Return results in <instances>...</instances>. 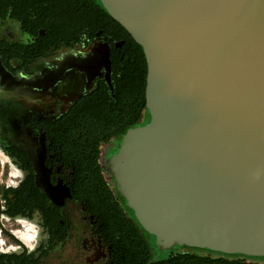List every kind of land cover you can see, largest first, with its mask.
Instances as JSON below:
<instances>
[{
    "label": "water",
    "instance_id": "1",
    "mask_svg": "<svg viewBox=\"0 0 264 264\" xmlns=\"http://www.w3.org/2000/svg\"><path fill=\"white\" fill-rule=\"evenodd\" d=\"M101 2L148 64L151 119L108 160L141 225L161 249L264 256V0Z\"/></svg>",
    "mask_w": 264,
    "mask_h": 264
},
{
    "label": "flooded vegetation",
    "instance_id": "2",
    "mask_svg": "<svg viewBox=\"0 0 264 264\" xmlns=\"http://www.w3.org/2000/svg\"><path fill=\"white\" fill-rule=\"evenodd\" d=\"M101 33L90 38L82 32L79 40L45 48L44 26H28L13 15L12 7L6 13L0 8V66L10 73L4 74L8 83L15 84L8 86V96L13 98L7 103L9 114L0 118V216L21 225L11 229V234L0 225V264H129L124 238L111 231L105 217L94 213L86 201L73 196L75 168L61 163L57 152L50 150L43 126L67 113L101 81L109 84L107 48L112 51L122 42ZM38 75L45 77L44 83L26 84ZM19 87L24 94L16 102ZM117 144L114 140L102 158L111 181L108 160ZM41 159L43 166L37 170L36 161ZM7 166L11 168L10 179L3 182ZM31 177L35 192L54 213L28 206L13 213L20 206L16 190ZM71 203H81V211H68Z\"/></svg>",
    "mask_w": 264,
    "mask_h": 264
},
{
    "label": "trees",
    "instance_id": "3",
    "mask_svg": "<svg viewBox=\"0 0 264 264\" xmlns=\"http://www.w3.org/2000/svg\"><path fill=\"white\" fill-rule=\"evenodd\" d=\"M9 7L26 25L46 28L45 48L62 41L79 40L82 32L90 38L102 32L112 41L122 42L111 51L113 88L105 80L101 81L67 113L43 126L49 135L50 150L57 152L61 163L75 168L73 196L86 201L94 213L105 217L111 231L124 238L129 264L135 261L141 264H264L256 260L264 256L223 252L213 256L216 251L185 244L161 249L156 237L141 225L114 176L112 181L107 178L102 161L104 150L116 140L118 144L112 153L118 152L129 130L147 124L151 113L146 99L148 64L143 47L113 18L101 0H0L4 13ZM2 50L5 55L8 53ZM35 188L31 177L16 190L20 206L13 213L27 206L32 210L55 212L48 210Z\"/></svg>",
    "mask_w": 264,
    "mask_h": 264
},
{
    "label": "bare ground",
    "instance_id": "4",
    "mask_svg": "<svg viewBox=\"0 0 264 264\" xmlns=\"http://www.w3.org/2000/svg\"><path fill=\"white\" fill-rule=\"evenodd\" d=\"M7 73H9V72H6L5 70H3L2 68H1V66H0V80H1V82H2V84H1V86H0V118L1 117H3V118H6V116H8V108H7V106L9 107V105L10 104H7V103H11L12 102V100H13V98H11L10 96H8V93H9V91H8V86L10 85H15L14 83H12V84H8V81H7V79L5 78V75L7 74ZM5 74V75H4ZM10 74V73H9ZM22 84V83H21ZM8 91V92H7ZM16 92V96L17 97H15L14 98V101H20V100H22V96H23V94H24V91H23V89H21L20 87H19V89H17V91H15ZM1 156L3 157V160H5V157L1 154ZM36 163H37V165L39 166V168H41L42 166H43V164H42V159H41V161L40 162H37L36 161ZM23 237V236H22ZM1 244H3V240L2 239H0V245Z\"/></svg>",
    "mask_w": 264,
    "mask_h": 264
},
{
    "label": "rangeland",
    "instance_id": "5",
    "mask_svg": "<svg viewBox=\"0 0 264 264\" xmlns=\"http://www.w3.org/2000/svg\"><path fill=\"white\" fill-rule=\"evenodd\" d=\"M2 167L0 166V174L2 173ZM11 172V168H9L8 166L6 167V173L5 175L3 176V179L4 181L3 182H8L10 177H9V174ZM15 180V179H14ZM1 184L3 185L2 181H1ZM81 203H71L69 210H71L72 212H79L81 211ZM0 225L2 226V228L5 230V232H7L8 234H11V229H16V228H20L21 225L14 219H10L9 217H1L0 216ZM6 235V234H5ZM4 235V238L5 239H8L7 236ZM200 253H203V254H207L206 251H202L200 250L199 251ZM210 252V251H209ZM213 256H220L222 255L221 253H219L218 251L217 252H213L212 253ZM258 261H264V259H256Z\"/></svg>",
    "mask_w": 264,
    "mask_h": 264
}]
</instances>
